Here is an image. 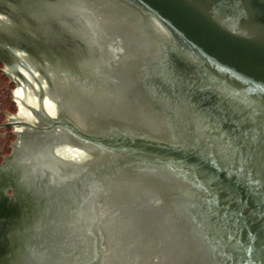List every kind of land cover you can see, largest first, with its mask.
<instances>
[{
	"label": "water",
	"instance_id": "obj_1",
	"mask_svg": "<svg viewBox=\"0 0 264 264\" xmlns=\"http://www.w3.org/2000/svg\"><path fill=\"white\" fill-rule=\"evenodd\" d=\"M24 0H0V32Z\"/></svg>",
	"mask_w": 264,
	"mask_h": 264
},
{
	"label": "snow or ice",
	"instance_id": "obj_2",
	"mask_svg": "<svg viewBox=\"0 0 264 264\" xmlns=\"http://www.w3.org/2000/svg\"><path fill=\"white\" fill-rule=\"evenodd\" d=\"M248 251L251 253V252H253V249L250 248V249H248ZM247 264H255V262L253 260L249 259Z\"/></svg>",
	"mask_w": 264,
	"mask_h": 264
}]
</instances>
